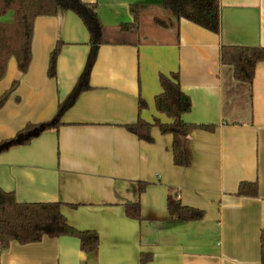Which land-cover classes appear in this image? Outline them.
Instances as JSON below:
<instances>
[{"label":"crops","instance_id":"0c3cea01","mask_svg":"<svg viewBox=\"0 0 264 264\" xmlns=\"http://www.w3.org/2000/svg\"><path fill=\"white\" fill-rule=\"evenodd\" d=\"M96 3L105 26L131 22L129 6L144 5L138 42L98 48L88 87L52 127L29 144L0 153V188L18 202H60L69 225L92 230L91 253L70 236L10 242L0 264H260L264 231V62L250 84L238 81L220 61L222 45L264 47V0H218L219 31L176 19L161 0H84ZM160 19L166 26L159 25ZM10 11L0 22L11 23ZM63 43L56 77L47 76L49 55ZM89 35L72 12L34 20L31 61L21 73L14 58L0 79V95L18 85L0 108V141L27 123L50 121L83 71ZM178 73L191 110L184 121L212 124L183 141L188 167L174 165L172 137L151 127L153 142L139 140L126 125L138 115L169 122L155 109L159 75ZM147 107L138 112V99ZM147 183L143 192L138 184ZM241 182H255L257 196H238ZM171 195L204 211L178 221L167 209ZM139 203L140 218L125 205Z\"/></svg>","mask_w":264,"mask_h":264},{"label":"trees","instance_id":"16d2710c","mask_svg":"<svg viewBox=\"0 0 264 264\" xmlns=\"http://www.w3.org/2000/svg\"><path fill=\"white\" fill-rule=\"evenodd\" d=\"M160 6L172 13L176 19H185L207 31H219V1L218 0H161ZM144 5L132 3L129 11L131 22H123L118 29H111L102 24L96 3L84 0H0V16L13 13L11 23L0 22V79L6 73L8 60L14 58L21 73H26L31 61V42L34 20L39 16H54L60 12H72L83 23L89 35L90 51L82 73L72 90L58 103L56 115L41 123H27L12 138L0 141V153L15 146L27 145L34 138L52 127H58L63 114L75 103L80 93L88 87L91 68L96 60L98 48L104 44H131L138 42V25L140 13ZM159 25L166 26L160 19H155ZM63 43L58 41L49 55L47 76L56 77L57 59ZM220 61L231 66L236 80L250 84L254 77L256 64L264 62V47L222 45ZM161 92L154 98L155 109L165 115L169 122L154 118L153 122L143 120L139 115L134 124L126 128L139 140L153 142L150 129L156 126L161 134L172 137V160L174 165L188 167L190 159L183 150V141L192 130L213 131L212 124H194L184 121L183 115L191 110L190 97L180 86L178 73L159 75ZM18 85L13 82L11 87L0 95V108ZM147 107L146 102L138 99V112ZM147 183L138 184V192L146 188ZM238 196H257L255 182H241L237 189ZM167 209L178 221H196L204 216V211L198 208L182 205L171 195L167 198ZM60 202H18L11 191L0 188V253L5 251L10 242L19 244L36 243L43 237L58 238L70 236L78 239L80 250L91 253L96 250L99 237L95 231H80L68 224L61 211ZM126 216L132 219L140 218L139 203L125 205ZM151 259L150 254L141 257V264ZM260 264H264V231L260 235Z\"/></svg>","mask_w":264,"mask_h":264}]
</instances>
